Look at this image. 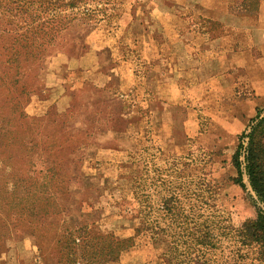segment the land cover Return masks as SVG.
<instances>
[{"label": "rangeland", "instance_id": "374dc122", "mask_svg": "<svg viewBox=\"0 0 264 264\" xmlns=\"http://www.w3.org/2000/svg\"><path fill=\"white\" fill-rule=\"evenodd\" d=\"M197 2L80 0L71 25L21 70L13 94L26 87L17 108L34 122L0 154V264H62L57 240L81 226L131 238L123 252L142 249L158 264H171L169 248L187 264H264L241 230L264 203L246 173L244 186L234 180L232 161L250 119L264 112V57L249 39L234 44L252 49L257 88L252 67H202L221 42L190 49L219 38L221 24ZM178 55L187 80L170 75ZM195 224L208 227L210 243L195 245ZM180 225L194 233L179 234Z\"/></svg>", "mask_w": 264, "mask_h": 264}, {"label": "trees", "instance_id": "16d2710c", "mask_svg": "<svg viewBox=\"0 0 264 264\" xmlns=\"http://www.w3.org/2000/svg\"><path fill=\"white\" fill-rule=\"evenodd\" d=\"M79 1L0 0V120L3 121L0 124V154L3 156L5 151H2V147L16 143L17 128L25 127L30 134L34 122V118L18 111L17 107L21 103L22 96L28 92L26 87L22 86L17 95L13 94L20 81L18 75H24L25 72L21 70L38 60L48 45L53 44L71 25L78 14L75 8ZM260 5L261 0H235L234 3L229 4V8L236 14L255 15ZM67 10H71L72 13H68ZM14 156L15 154L9 150L8 162L11 163L15 159ZM232 161L237 171L234 180L244 186L243 175L246 173L253 191L264 203V112L262 109L257 110L256 116L250 119L239 136ZM12 167L10 166L13 177L18 170L14 164ZM136 183L137 193L141 181L136 179ZM165 208L171 210L169 207ZM143 210V208L138 209L142 220L145 219ZM180 227L179 234L194 233V231L186 233L187 226L180 225ZM150 229L154 236L162 230L157 224H152ZM241 230L245 238L259 244L261 251L264 252V209H258L256 216L245 222ZM196 232L198 235L194 238L195 245L210 243L212 237L208 227L197 225ZM129 242L131 238L119 239L114 234L96 233L87 226H81L63 233L58 238L55 249L57 260L62 264H109L116 262L121 253L130 247ZM172 243L174 245L171 247L175 249L176 238L172 239ZM165 254L171 264H187L185 261L187 255L181 260H174L175 255L171 254V248Z\"/></svg>", "mask_w": 264, "mask_h": 264}, {"label": "crops", "instance_id": "0c3cea01", "mask_svg": "<svg viewBox=\"0 0 264 264\" xmlns=\"http://www.w3.org/2000/svg\"><path fill=\"white\" fill-rule=\"evenodd\" d=\"M200 3L204 6V12H200L199 14L204 17H211L221 24V29L219 35V38H214L217 36H208V33H205L203 35H207L208 37H205L204 44L198 45L196 48L192 47L190 50L197 51L200 48H209L210 42H212L209 38L214 39L213 41L218 40L221 42V47L217 55L212 56L210 61H206V63L202 64V67L207 66H214L216 64L221 63L223 65L227 66H233V67H241L244 68L252 67L253 70H251L248 74V80L252 83L254 88L256 87L255 81H263L262 76H260V72L255 69V66H257L256 59L254 56V53L252 49L250 48H244L243 46H238L237 48L234 46V44L240 40L243 39L246 40L249 39L251 43H253L254 46L258 47L260 55L264 57V7L261 8L256 15H241V14H234L230 11L229 8V0H198ZM196 4V3H195ZM200 6V5H199ZM228 42V44H227ZM209 44V45H208ZM227 44V45H226ZM233 46L231 48V45ZM203 45V46H202ZM202 46V47H201ZM208 46V47H206ZM212 46V45H211ZM158 51L160 48L158 47ZM189 50V51H190ZM183 54V53H182ZM194 56V53L192 54ZM179 62H177L175 65L179 68H174L171 77L173 80L178 81V79L183 78L187 80L188 76L191 73H188V71L182 70V64L185 63V57L178 55ZM182 60H181V59ZM189 59V56L187 57ZM158 60V58H157ZM208 62V63H207ZM206 70V69H205ZM160 76L157 77L158 84L156 85V93H160L157 91L161 84L159 81ZM153 83V81H152ZM163 92V91H162ZM174 97H177V94L174 95ZM143 250L142 249H135V250H129L123 252L119 259L115 262V264H158L156 257H148V258H142Z\"/></svg>", "mask_w": 264, "mask_h": 264}]
</instances>
